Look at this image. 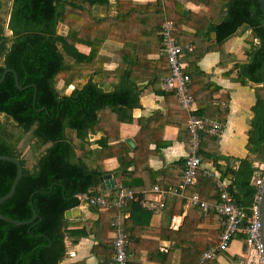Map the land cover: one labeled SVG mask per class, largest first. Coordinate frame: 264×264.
Returning a JSON list of instances; mask_svg holds the SVG:
<instances>
[{
    "label": "trees",
    "instance_id": "obj_1",
    "mask_svg": "<svg viewBox=\"0 0 264 264\" xmlns=\"http://www.w3.org/2000/svg\"><path fill=\"white\" fill-rule=\"evenodd\" d=\"M5 1L0 0V11H5ZM199 1L208 8L203 12L211 13L209 27L216 31L217 43H223L243 26L251 30L253 37L247 59L235 66L240 82L262 84L263 93L257 92L252 107L254 115L247 145L251 156L241 158L237 167L218 164L221 155L208 134L202 135L200 149L202 161L214 159L221 177L230 179L228 190L245 207L246 225L258 190L253 183L258 170L254 161L264 162V13L260 0ZM96 4L110 6V0H11L7 24L0 16V78L5 70L13 69L23 87L31 85L20 89L13 72H8L0 82V116L6 118L0 117V155L16 156L23 166L15 193L1 204L0 211L21 221L31 219L34 210L39 215L26 225H15L0 218V264H63L68 255L65 238L78 234L76 226L66 221V211L80 204L78 194L105 195L98 190L100 176L106 173L99 163L100 151L92 149L87 139L99 124V111H115L120 106L132 109L139 103L138 82L131 79L130 60L138 61L132 47L140 35L152 36L155 43H161L164 19L158 21L153 32L139 35L131 28L125 31L123 24L138 12H147L150 4L168 13L166 0H156L146 6L132 0H117V14L113 16H96L92 9ZM222 12H226L225 17L215 24L213 20ZM59 24L66 25L67 31L58 32ZM7 30L11 35H7ZM178 30L177 26L176 37ZM108 41L123 43L121 52L127 54L124 60L129 66L124 69L119 83L100 58ZM192 41L196 47L205 44L206 48L190 52L185 71L191 78L198 61L212 48L208 34L195 36ZM78 45L89 47V52L81 51ZM96 79L112 80L116 85L106 90L104 83ZM226 113L225 109L219 114L220 118ZM126 120H131V116L119 121ZM17 170L14 162L0 160V198L12 188ZM197 177V186L192 192L187 189L185 194L197 191L203 200H220L221 192L213 179L202 174ZM175 198L182 200L181 204L187 201L185 197ZM134 206H140V201L129 200L126 209ZM112 209L115 207L107 208ZM207 214L214 215L213 212ZM182 229L192 238L190 242L176 240V244L183 247L189 243L192 252L187 263L197 264L202 254L217 241L201 236L197 233L201 229L196 226L187 224ZM236 237L246 235L236 233L233 239ZM130 242L128 235V250ZM111 246L114 249L113 241ZM206 264H217V260L213 258Z\"/></svg>",
    "mask_w": 264,
    "mask_h": 264
},
{
    "label": "crops",
    "instance_id": "obj_2",
    "mask_svg": "<svg viewBox=\"0 0 264 264\" xmlns=\"http://www.w3.org/2000/svg\"><path fill=\"white\" fill-rule=\"evenodd\" d=\"M155 1L132 0L142 6ZM116 2L117 0H110V6L105 5L107 12L100 16L116 15ZM167 6L170 18L166 11L163 13L164 8L159 10L158 6L150 4L146 8L147 12H138L128 23L123 24V29L128 31L131 28L139 35L153 32L158 21L166 18L173 20L175 30L179 27L177 40L184 46L187 69L190 52L206 48L205 44L196 47L193 38L206 37L208 34L209 46L212 48L198 61L196 71L194 68L190 90L195 110L202 116L217 119L224 124L220 140L211 135L221 155L218 164L237 167L241 158L251 156L247 145L250 121L254 115L252 107L256 102L257 92H263L260 89L262 84L240 82L238 69L235 67L236 63L247 59V51L253 39L251 30L245 26L240 27L219 44L216 31L209 27L211 13L203 12L208 9L205 4L199 0H166L165 8ZM217 17L213 20L215 24H218L215 22ZM199 41L200 39L197 42ZM123 45L108 41L100 52L106 70L117 76L116 83L121 80L126 66H129L124 60V55L127 54L121 52ZM188 45L193 46L191 51L186 49ZM78 47L81 51L89 52V47ZM132 48L133 53L138 56V61L130 60V65L131 79L138 82L139 103L132 109L120 106L115 111L100 110L99 124L87 139L92 149H99L102 159L99 163L106 171L105 174H112L116 187L131 188L138 193L139 198L153 200L157 197L153 191L155 185L170 189L181 183L187 156L189 112L179 106L175 92L163 88V79L170 70L166 57L161 52V43H155L152 36L140 35ZM96 81L103 82L106 90H112L116 85L112 80ZM225 109L227 113L224 118H220L219 114ZM129 116L131 120L119 121L120 118ZM127 138L133 140V147L126 141ZM200 154L203 157L201 151ZM216 164L214 159L203 162V168L198 174L212 178L220 192L218 181L225 184L228 190L230 179L221 177L222 173ZM205 169L212 172L213 176L206 175ZM198 180L196 177L185 193L188 190L192 192ZM113 189L108 188L106 181L100 180L99 191L110 196L114 193ZM195 193L168 197L165 206L157 210L144 207L141 203L130 210L126 209L127 206L124 208V224L131 238L129 250L127 248V264H188L192 252L190 244L185 243L183 247L176 244V240L190 242L192 235L190 238L189 233L182 229L187 224L200 228L201 231L197 233L201 236L206 235L218 242L222 231L219 218L212 210L190 204L189 197ZM178 196L185 197L187 201L181 204L182 200L175 198ZM69 210V214L65 213L66 221L76 226L78 234L66 236L68 255L63 264H110L114 254L111 246L114 240L112 222L118 209L100 210L80 200L79 205ZM208 212H213L214 215L210 217ZM70 252H75V255H70ZM225 253L227 259H223L220 253L216 255L217 264H239L244 261L249 264L250 247L246 237L233 239Z\"/></svg>",
    "mask_w": 264,
    "mask_h": 264
},
{
    "label": "built area",
    "instance_id": "obj_3",
    "mask_svg": "<svg viewBox=\"0 0 264 264\" xmlns=\"http://www.w3.org/2000/svg\"><path fill=\"white\" fill-rule=\"evenodd\" d=\"M175 28V22L169 18H166L161 25V52L168 60L170 68L168 75L163 79L162 85L166 91L175 92L179 106L189 112L187 156L182 170L181 183L179 186L170 189H163L159 185H155L153 191L157 194V197L153 200L139 198L136 191L123 186L115 187L114 193L110 196L103 194H78L80 200L100 210L111 207L118 209V213L112 222L114 228V254L110 264H127L128 234L124 224L123 210L129 200L137 199L142 206L157 210L165 206V200L168 197L184 195L186 188L195 182L199 170L203 168L200 154L202 135L207 133L214 136L216 140H220L224 133V124L222 122L196 113L194 98L190 90L192 78L185 71V49L174 34ZM186 49L191 51L193 46L188 45ZM254 164L258 167V170L253 178V183L258 190L252 206V216L248 217L246 225H244V221L247 218L245 207L237 200L235 195L227 190V186L221 181H218L221 189L220 200L208 202L203 200L197 193L189 197L190 204L216 212L222 225L217 244L206 250L197 264H206L209 260L215 258L219 252L227 251L236 233H244L246 235V242L250 247L249 264H264V248L261 240V223L257 205L260 193L264 188V162L254 161ZM204 173L208 176H213V173L209 170L205 169ZM70 253V255H75V252Z\"/></svg>",
    "mask_w": 264,
    "mask_h": 264
},
{
    "label": "water",
    "instance_id": "obj_4",
    "mask_svg": "<svg viewBox=\"0 0 264 264\" xmlns=\"http://www.w3.org/2000/svg\"><path fill=\"white\" fill-rule=\"evenodd\" d=\"M260 4H261L262 11L264 13V0H260ZM106 12H107V7L105 5L102 6V5L96 4V5L93 6V13L96 16L103 15ZM224 16H225V12H223L219 17H217L215 22L219 23L223 19ZM8 72H13L14 73L15 80H16V85L20 89H25V88L31 86V85H29V86L23 87L20 84L19 76H18L17 72L15 70H13V69L5 70L3 75L0 78V82H2L5 79V77H6ZM35 88H36V92H35V98H36L37 87L35 86ZM35 100H34V103H35ZM126 141L133 147L134 142H133V140L131 138H127ZM0 160L12 161V162H14L17 165V168H18L17 175H16V178H15L14 183L12 185V188L10 189V191L7 194H5L4 196H2L0 198V206H1V204L3 202L8 200L15 193L17 185H18V183H19V181L21 179V176H22L23 166H22V163H21L20 159L18 157H16V156L0 155ZM100 180L106 181L108 183V188H115L116 187L115 180H114L112 174H110V173L109 174H103L100 177ZM257 205H258L259 219H260V223H261V240H262L263 248H264V188L262 189V191L260 193ZM70 212H71V210H67L66 211L67 214H69ZM0 218L5 220V221H8L10 223H13L15 225H26V224L33 223L37 218H39V215L34 210V215H33V217L31 219L21 221V220H17V219L11 218L9 216H6L5 214H3L0 211Z\"/></svg>",
    "mask_w": 264,
    "mask_h": 264
},
{
    "label": "rangeland",
    "instance_id": "obj_5",
    "mask_svg": "<svg viewBox=\"0 0 264 264\" xmlns=\"http://www.w3.org/2000/svg\"><path fill=\"white\" fill-rule=\"evenodd\" d=\"M8 2V3H7ZM10 7H11V0H6L5 1V11L4 10H2V11H0V16H1V18H3L4 20H5V22H6V24H7V22H8V18H9V10H10ZM67 31V27H66V25H63V24H59V26H58V32H66ZM7 35H11V31L10 30H7ZM62 86V85H61ZM68 91V90H67ZM66 91V92H67ZM263 91V90H262ZM70 91H68V93H69ZM263 93V92H262ZM1 117V119L2 120H5L6 118H5V116L4 115H1L0 116ZM252 157H254V156H252ZM255 162H259V163H262V162H260V161H257V160H255ZM234 249V248H233ZM230 252H232V249H230ZM221 256H222V258L223 259H227V253H222L221 254ZM220 259V258H219ZM239 264H246V262L244 261V262H239Z\"/></svg>",
    "mask_w": 264,
    "mask_h": 264
}]
</instances>
